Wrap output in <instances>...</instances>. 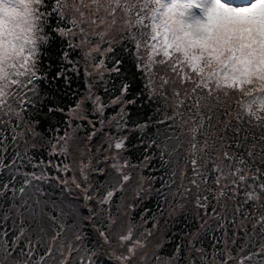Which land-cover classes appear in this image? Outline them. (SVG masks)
I'll return each instance as SVG.
<instances>
[{
  "label": "trees",
  "instance_id": "1",
  "mask_svg": "<svg viewBox=\"0 0 264 264\" xmlns=\"http://www.w3.org/2000/svg\"><path fill=\"white\" fill-rule=\"evenodd\" d=\"M128 5L131 13L139 9V5ZM151 5H154V0ZM118 9L121 16L119 27L123 30L104 55L108 69L104 73L105 82L96 83L95 90L102 102L109 104L117 96L125 102L122 107L127 128L121 133L125 138L123 152L128 164L134 165L140 177L150 183L148 195L143 196L142 193L133 198V204L140 202L134 216L138 217V211L144 209V218L148 217L144 224L146 229L152 227L156 219L157 230L163 232L152 259H158V264H241V261L243 264H264V253L256 255L264 246V225L257 222L259 217L264 216V195L259 201L243 204L244 189H241L236 200L230 198L231 193L216 199L219 188L212 182L215 174L211 173L208 161L209 157L217 156L223 160L225 151L236 152V143L247 136L243 149L250 148L257 153L254 156L256 166L264 172V161L259 155L264 149V103L257 101L261 91L255 85L247 86L249 88L226 85L216 80L215 75L206 82V87L197 88V84L204 82L212 73L184 74L181 59H177L176 54L170 55L169 60L158 56L154 63H150L146 54L149 47L145 46L147 33L134 26L135 15L124 14L123 7ZM58 17L56 13H51L47 18L50 26L49 23L44 26V32L51 34L52 39L40 44V55L35 58L36 74L40 79L36 82L31 102L25 109H17L22 111L19 119L13 117L10 123L0 124L7 137L4 142L7 151L3 154L5 163L16 152L27 153L22 166H19L21 175L15 187L18 189L21 186L24 172L43 173L46 177L33 180L24 194L16 193L14 201L11 192L0 196V218L5 213L9 215L8 220H0V230L7 229L9 243L19 234L20 228L25 230V237L14 246L16 250L10 257L12 264L28 261L26 255L20 254L21 250L27 251L25 239H30L35 246L32 257L35 260L44 254L56 231H61L73 243H77L74 234H79L84 239L78 245L90 252L102 239L100 233L104 232L108 223V218L103 223L99 220L97 223L100 225L95 222L93 232L89 220H86L85 208L80 203V206L73 207L76 197L64 192L55 177L53 163L58 156L50 152L51 143L54 138H60L68 127L65 110L76 103L85 88L83 74L74 70L71 60H68L73 56L68 39L52 31L53 27L69 26L68 21ZM142 31L145 33L143 40ZM147 43L149 45L151 41L147 39ZM162 60L165 63H161ZM173 62L176 64L175 71L171 67ZM212 64L220 65V62L217 60ZM182 76L188 79L182 80ZM164 79L168 80L167 84L163 83ZM213 81H218L219 87ZM193 89L200 98V113L211 118L210 124L205 123L196 133L193 129L198 127L201 116L194 106L193 110L188 106L194 98ZM22 130L24 132L21 133ZM14 131L17 135L15 142L12 140ZM194 142L197 144L195 156ZM28 158H31V164ZM193 158L201 166L207 164L209 172L208 184H201L199 189L200 195H208L206 213L196 205L198 190L191 183L195 178L191 165ZM254 172L255 167L248 173L249 177ZM101 173L105 176L107 172ZM7 178L5 172L0 181ZM100 178L95 179L94 189H97L98 196L103 197L108 189L100 187ZM260 179L264 181V176ZM248 183H252L251 179ZM206 188L214 189V192L208 193ZM113 193L111 202L109 200L104 204V210L118 199V191ZM66 198L69 203H66ZM238 205L240 212L236 211ZM79 210H83V217H77ZM3 239L0 237V245ZM2 248L0 246V251ZM53 255L59 259L55 249ZM249 256L251 260L246 259ZM109 260L112 263V259ZM109 260L102 264H110Z\"/></svg>",
  "mask_w": 264,
  "mask_h": 264
},
{
  "label": "rangeland",
  "instance_id": "2",
  "mask_svg": "<svg viewBox=\"0 0 264 264\" xmlns=\"http://www.w3.org/2000/svg\"><path fill=\"white\" fill-rule=\"evenodd\" d=\"M158 1L154 0V3H158ZM121 2L134 4L135 7L139 5V8L147 7L148 17L156 7L153 8L151 5L152 0H143V5L138 4L136 0H119V3ZM222 2L233 7H244L252 3L240 6L225 0ZM34 3L35 0H0V20H2V25H0V66L3 67L5 75L8 74V71H18L20 67H23L25 49L29 46L25 40L37 35L33 32V26L30 23V19H35V11L40 16L53 12L59 15L55 11L57 0H40V3L33 7ZM60 3L66 5L61 8L64 16L63 21L69 22L67 28H59L60 30L72 29L70 23L72 19H76L80 23L79 13L75 11L76 7L79 6L85 14L84 22L80 24V27L84 29L83 33L79 31V28H75L62 34L68 39L69 46L72 48L73 56L68 60H71L74 70H80L83 74L85 88L76 103L65 110L68 127L61 133L60 138H54L51 143L50 152L58 156L53 163L56 169L57 183L61 184L64 192L76 197L72 204L73 207L82 205L85 208V217L86 220H89L93 232L95 222L98 224L99 220L104 222L105 218H108L107 226L104 228L107 241L102 236L100 242L95 243V249L90 251V253H95L92 256L95 264H102L109 259H112V263L109 260L110 264H158V259L155 261L152 259L154 250L159 244L160 234L163 235L161 230H159L160 232L157 230L158 221L155 219L153 226L146 229L144 224L148 217L144 218L145 210L140 209L139 216H134V211L140 202L133 204V198H138L142 193L143 196L148 195L150 183L140 177V173L137 172L134 165L128 164L123 147L115 148L117 142H121L124 146L125 138L121 133L127 128L124 123L125 111L122 107L125 102L121 96H117L107 104L102 102L95 90L96 83L105 82L104 73L108 69L105 67L104 55L111 44L117 40L120 30H123L119 27L121 26L119 25L121 16L118 9L120 7L116 6L117 0H83L82 5L80 0H60ZM160 3L164 5L158 17L162 40H160L161 43L158 42L146 52L150 63H154L158 56L169 60L170 57L166 58L160 54L165 38L169 43L179 42L178 47H173V52L169 50L170 55L182 51L189 38L195 37L197 34L199 21L203 19L202 9L212 7L214 0H160ZM185 5H190V7H185ZM159 9L158 5L153 13L157 14ZM113 11H115V16L111 15ZM123 12L126 13L125 10ZM28 13H32L31 18L27 15ZM141 19L143 20L144 17ZM93 20L96 21L95 24L91 23ZM144 31L147 36L151 34L148 29H144ZM147 36L145 46L148 44ZM234 55L238 57L237 60L232 59ZM240 55H246V53L229 51L221 59H218L220 65L216 69V80L232 86L230 81L224 80V77L231 76L234 72L239 75L237 69L240 68ZM180 59L182 72L188 76L201 75L202 72L206 73L207 71L213 72L211 65L217 61V59H209L205 56L204 63L199 66V71L193 72L183 62V58ZM224 60L227 63L223 64ZM210 67L211 69H209ZM249 85L252 87L255 85L258 91H261L257 96V101L264 103V78H253L250 82L237 83L235 86L245 88ZM34 91L35 88L28 91L31 99ZM21 94L23 95V93ZM23 141L27 140L23 139ZM101 172L107 173H104L105 176H103ZM125 175L129 177L127 181L123 179ZM98 176H101V182L98 183L100 187L107 188V192L118 191L116 194L118 199L113 204L110 203L112 205H108L107 210H104V204H100V200L107 192L102 197V195L98 196L97 189H94L95 179ZM86 196H91V199H87ZM65 201L66 203L70 202L68 198ZM78 216L83 217V210L78 211ZM129 229L132 231L133 240L140 242L136 246L134 255L127 252L132 241L121 244L119 240L121 235L128 234ZM81 238L82 241L84 238ZM1 253H4V247L1 249ZM129 255H131L130 260L119 259V257ZM11 260L10 257L5 259L4 255L0 256V261H3L4 264H12ZM25 261L22 263L18 261L15 264H24Z\"/></svg>",
  "mask_w": 264,
  "mask_h": 264
},
{
  "label": "snow or ice",
  "instance_id": "3",
  "mask_svg": "<svg viewBox=\"0 0 264 264\" xmlns=\"http://www.w3.org/2000/svg\"><path fill=\"white\" fill-rule=\"evenodd\" d=\"M138 4L143 5V0H136ZM40 0H35L32 5L39 4ZM80 4H83V0H80ZM66 5H62L60 0H57V7L55 11L59 13V19H64L63 12L61 8ZM117 7H123L126 14L135 15L136 22L135 27L138 29H148L151 33L147 36V39L151 41V44L147 47L152 48L158 42H160V36L155 27L156 13H153L150 18H148V8L141 6L138 11L131 13L129 10V5H121L119 0L116 3ZM185 7H190V5H185ZM75 11L79 13L80 23L76 19L70 20L72 29L79 28L81 33L84 29L80 27V24L84 22L85 14L81 11L78 6ZM30 18L32 13L27 14ZM35 19H30V23L33 26V32L37 35L26 38L25 43L29 45L26 47V55L23 58V67H20L18 71L12 70L8 71L5 75V71L2 66H0V124L10 123L13 117L19 119L22 116V111L17 109H25L26 106L31 102V97L28 95V91L36 87V82L40 77L36 74V63L34 61L35 57L40 55L39 47L41 43L46 44L52 39L51 34L44 32V26L50 21L51 13H46L44 16H40L38 12L34 13ZM115 16V11L111 13ZM203 19L199 21V27L195 37H190L187 45H185L182 51H177V59L183 58V62L192 69L193 72L199 71V66L204 63V57L207 56L209 59H221L227 52H240L246 53V55L239 56L240 68L237 69L239 75L234 72L231 76H225V81H230L231 85L234 87L237 83L243 84L244 82H250L253 78H264V0H254L250 5L244 7H233L226 5L222 0H214L213 6L207 9H202ZM40 16L39 19L37 17ZM141 17H144L142 20ZM115 22V21H113ZM95 24L96 21H91ZM0 25H2V20H0ZM72 29L60 30L56 27L52 28L53 32L58 35H62L65 31H71ZM145 37V33L141 32V40ZM135 39V37H133ZM179 42L169 43L167 38L162 46L160 54L163 57H170V51L173 52V47H178ZM237 56L232 57L233 60H237ZM165 63V61H161ZM172 70H176V64L173 62L171 64ZM215 74H210L209 77L205 78L204 82L198 83L197 88H204L207 86V81L212 78ZM182 80L188 79L186 76L181 77ZM164 84L168 83L167 79L163 80ZM217 87H219L218 81H213ZM23 93V95L21 94ZM179 95V93H176ZM193 99L188 104L189 109L193 110V106L198 115L201 116L200 123L197 128H194V133L198 132L203 128L205 123L211 122L210 117H204L199 111V97L196 96V89H193ZM181 103H186V101H181ZM179 107V105H178ZM251 114V113H249ZM7 117L8 119H5ZM228 127V126H226ZM6 136L3 134V129L0 128V176H3L5 172L8 174L6 181H0L2 187H0V196H4L6 192H11V199L14 201L16 193H25L27 186L32 184L33 180H42L46 177L41 173L37 175L35 172L22 173L24 179L21 186L17 189L15 184L20 173V167L23 164V159L27 155L25 153L22 155L20 152H16L8 163H5L4 153L7 151L5 140ZM17 135L14 131L12 140L15 142ZM256 138L253 136L252 138ZM195 140V136H194ZM248 140L247 136L242 137L241 142L236 143V152L230 153L225 151L223 154V160L220 157H209L208 161L211 163V173L215 175L212 178V182L219 188V194L216 199L224 198L229 196L230 198L236 200L240 190L244 189L243 192V204H247L251 201H259L261 195H264V181H261L260 177L264 176V172L261 171L260 167L256 166V160L254 153L250 148L243 149V144ZM123 144L117 142L115 144L116 149H121ZM230 147V146H229ZM193 156L196 155L197 144L194 142L192 145ZM243 149V151H241ZM259 155L261 160L264 161V149L260 150ZM227 161V163H225ZM28 162L31 164V158H28ZM40 163H43L41 161ZM192 170L194 174V179L191 181L192 185L198 190L196 197V205L207 212L208 209V195H200L199 189L201 184H208L209 172L207 169V164L201 166L197 163V159L193 158L191 160ZM116 166L115 164L113 165ZM255 167V172L249 177L248 173L252 171ZM123 179L127 181L129 177L127 175L123 176ZM251 179L252 183H248ZM223 182V183H222ZM79 187V185H78ZM190 191V189H188ZM208 193H213L214 189L206 188ZM114 195L112 191H108L103 199L100 200V204H106L110 198ZM87 199H91V196H86ZM26 203V201H25ZM16 207L15 203L12 205ZM237 212L241 211V207L238 205L236 208ZM215 213V209H213ZM9 219V215L5 213L0 220L6 221ZM221 220L225 218H220ZM103 222V221H101ZM234 222V221H233ZM257 222L264 225V216L258 218ZM223 224L220 225L223 228ZM7 229L0 230V237H3V243L0 246L4 247V258L7 259L11 257L15 252V245H18L21 238L25 237V230L20 228L19 234L16 235L11 244L7 240L8 236ZM101 236L107 237L104 232L100 233ZM75 241H81V236L79 234H74ZM68 241L65 243V241ZM121 244L128 241H132V244L127 248V252L131 255L135 254L136 246L140 243L139 240H133L132 231L129 229L127 235H121L119 237ZM25 247L27 251L21 250V255H26L29 259L25 261L24 264H95L92 256L95 255L94 252L90 253L87 248H82V246L73 243L71 239L65 236L61 231H56L55 235L51 237V241L46 248L43 255H39L38 259L33 260V254L35 253V246L30 239H25ZM53 249L59 254V259L53 255ZM199 251V250H198ZM264 253V246L261 247L260 252L256 255ZM131 255L119 257L121 260H130ZM246 259L251 260L252 257H246ZM0 264H4L0 261ZM194 264V262H193ZM243 264V261H241Z\"/></svg>",
  "mask_w": 264,
  "mask_h": 264
}]
</instances>
